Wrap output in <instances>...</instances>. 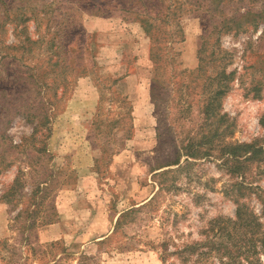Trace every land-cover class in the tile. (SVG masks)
Instances as JSON below:
<instances>
[{
  "label": "rangeland",
  "instance_id": "374dc122",
  "mask_svg": "<svg viewBox=\"0 0 264 264\" xmlns=\"http://www.w3.org/2000/svg\"><path fill=\"white\" fill-rule=\"evenodd\" d=\"M252 141L264 0H0V264L258 263L264 156L234 197L221 151Z\"/></svg>",
  "mask_w": 264,
  "mask_h": 264
},
{
  "label": "trees",
  "instance_id": "16d2710c",
  "mask_svg": "<svg viewBox=\"0 0 264 264\" xmlns=\"http://www.w3.org/2000/svg\"><path fill=\"white\" fill-rule=\"evenodd\" d=\"M221 151L224 152L222 162L225 168L227 169V171L231 173L233 177L237 176L240 177V179L242 180V181L239 180L233 181L232 183L231 191L233 192V196L236 197L237 193H241L243 190L248 189V185H246V180H245L247 179L248 163H253V161L256 160L257 158H261L262 156H264V147L261 144H258L256 141L237 142L227 145V147H224L223 149H221ZM181 152L182 155L186 156L185 158L186 160H188L190 157L196 158V156H198L197 149H195L191 145L187 147H181ZM177 164L179 165V167L181 166L180 161H178ZM165 173L166 172H164L163 174ZM164 188L166 187L161 185V187H159V191L163 190ZM154 196L149 201H151L154 198ZM132 211H137V209H133V210L129 209L128 211L123 212L119 215L116 222L117 228L122 224V220L125 219V217L128 216ZM236 216H237V222H235L236 224L243 223L244 225L246 224L247 226H250L252 228L254 227L257 228L260 227L261 225L259 221L260 217L256 216L253 212L247 211L245 204H241L238 201L236 208ZM254 232L256 234L258 232V229L255 230ZM255 240L253 243L256 244V246L254 245L253 252L256 255V259L258 261V263L255 264H264V262L258 256L260 254L264 256V235ZM163 245H164L163 250L166 253L168 250L167 243ZM258 245H261V250L256 249ZM229 259L230 261H225L222 264H234L233 261L236 260L237 257L231 255Z\"/></svg>",
  "mask_w": 264,
  "mask_h": 264
}]
</instances>
